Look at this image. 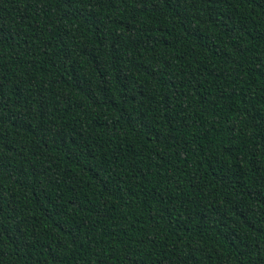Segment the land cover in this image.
Instances as JSON below:
<instances>
[{
    "label": "trees",
    "instance_id": "trees-1",
    "mask_svg": "<svg viewBox=\"0 0 264 264\" xmlns=\"http://www.w3.org/2000/svg\"><path fill=\"white\" fill-rule=\"evenodd\" d=\"M0 264H264V0H0Z\"/></svg>",
    "mask_w": 264,
    "mask_h": 264
}]
</instances>
